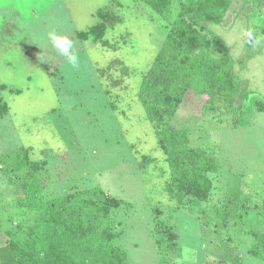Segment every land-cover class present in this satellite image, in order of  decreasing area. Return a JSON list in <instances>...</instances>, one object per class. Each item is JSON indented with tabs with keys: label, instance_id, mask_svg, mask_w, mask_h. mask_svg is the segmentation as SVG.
Instances as JSON below:
<instances>
[{
	"label": "rangeland",
	"instance_id": "374dc122",
	"mask_svg": "<svg viewBox=\"0 0 264 264\" xmlns=\"http://www.w3.org/2000/svg\"><path fill=\"white\" fill-rule=\"evenodd\" d=\"M111 5L124 18L106 35L118 49L80 40L79 32L97 24L98 10ZM169 27L137 0H0V101L9 107L0 115V264H16L10 234L37 215L19 205L26 196L23 149L47 162L38 174L46 199L79 191L119 201L111 222L129 264H264L252 255V232L264 231V113L253 107L264 101V0H235L224 23L208 27L212 55L224 56L225 45L235 64L244 122L234 127L231 116L205 113L207 97L193 91L173 121L217 159L208 202L167 195L170 169L138 98ZM50 32L72 42L77 67L52 46ZM114 60L130 75L110 89L99 69ZM243 206L247 215L239 219ZM155 208L178 235L171 249L156 244Z\"/></svg>",
	"mask_w": 264,
	"mask_h": 264
},
{
	"label": "trees",
	"instance_id": "16d2710c",
	"mask_svg": "<svg viewBox=\"0 0 264 264\" xmlns=\"http://www.w3.org/2000/svg\"><path fill=\"white\" fill-rule=\"evenodd\" d=\"M137 1L145 3L170 26L153 66L142 77L138 92L170 169L165 191L171 199L180 193L208 202L214 189L210 174L219 170L217 159L206 149L193 146L189 131L176 127L173 121L186 95L193 91L207 97L205 113L231 116L234 127L244 122L242 86L236 77L235 64L225 45L224 56L212 55L215 37L208 28L224 23L235 0ZM255 1L259 6L263 0ZM116 8L111 5L98 10L97 24L79 32L78 38L117 50L106 39L110 29L124 22ZM114 70L120 71V78L114 77ZM99 73L110 89L123 86L124 78L130 75L121 60L112 61L99 69ZM253 107L264 113V101L254 100ZM8 112L9 107L0 101V115ZM30 150L23 149L20 153L19 160L27 169V177L22 184L26 196L19 205L37 211V215L33 225L26 229L19 227L10 234L9 246L16 264H129L127 252L115 244L119 234L111 222L112 211L119 208V201L108 195L87 198L79 191L46 199L38 174L47 162L32 161ZM247 211L244 206L239 207V219L245 218ZM154 213L156 244L173 248L178 239L176 231L158 220V208ZM224 217L227 219L226 211ZM252 235L255 238L252 255L264 259V231L256 230Z\"/></svg>",
	"mask_w": 264,
	"mask_h": 264
},
{
	"label": "clouds",
	"instance_id": "9594fccd",
	"mask_svg": "<svg viewBox=\"0 0 264 264\" xmlns=\"http://www.w3.org/2000/svg\"><path fill=\"white\" fill-rule=\"evenodd\" d=\"M251 38V33L247 34ZM48 39L51 41L52 46L55 47L63 56L68 60L72 67H77L79 58L73 54L72 42L65 36L57 35L55 32L48 33Z\"/></svg>",
	"mask_w": 264,
	"mask_h": 264
}]
</instances>
